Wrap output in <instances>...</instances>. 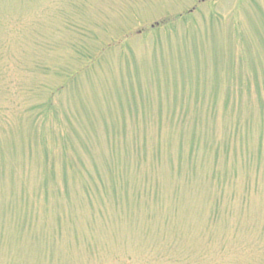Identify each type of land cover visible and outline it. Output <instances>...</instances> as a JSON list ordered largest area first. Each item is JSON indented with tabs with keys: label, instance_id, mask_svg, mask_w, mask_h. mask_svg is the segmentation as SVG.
<instances>
[{
	"label": "rangeland",
	"instance_id": "rangeland-1",
	"mask_svg": "<svg viewBox=\"0 0 264 264\" xmlns=\"http://www.w3.org/2000/svg\"><path fill=\"white\" fill-rule=\"evenodd\" d=\"M0 264H264V0H0Z\"/></svg>",
	"mask_w": 264,
	"mask_h": 264
}]
</instances>
